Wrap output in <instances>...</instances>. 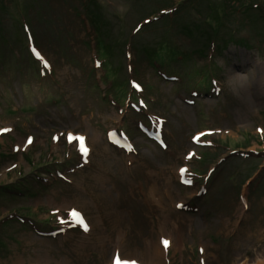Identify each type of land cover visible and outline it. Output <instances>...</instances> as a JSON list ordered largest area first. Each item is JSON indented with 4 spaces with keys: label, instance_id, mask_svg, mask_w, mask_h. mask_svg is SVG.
<instances>
[{
    "label": "rangeland",
    "instance_id": "374dc122",
    "mask_svg": "<svg viewBox=\"0 0 264 264\" xmlns=\"http://www.w3.org/2000/svg\"><path fill=\"white\" fill-rule=\"evenodd\" d=\"M86 3L0 0V190L28 189L0 197V264L264 258V0H96L106 65ZM198 19L216 50L180 34ZM157 43L190 56L152 65Z\"/></svg>",
    "mask_w": 264,
    "mask_h": 264
},
{
    "label": "trees",
    "instance_id": "16d2710c",
    "mask_svg": "<svg viewBox=\"0 0 264 264\" xmlns=\"http://www.w3.org/2000/svg\"><path fill=\"white\" fill-rule=\"evenodd\" d=\"M87 6L86 8L83 10L85 13V17L87 19L88 24L90 25V27L93 30V33L95 35V49L99 55V57L102 59L107 60L106 63H111V57H112V45L110 43H108V38L103 39L105 36H107L108 34L106 33V22H104L103 19V15L101 11H97L100 9V6L96 3V0H87ZM169 15L168 12H163L159 15H157L156 17H153V20L150 21L151 23H159L161 21H163V23L165 24L166 20ZM201 21V19H198L196 23L191 22L189 25L179 29L180 30V34L182 33L185 36H188L190 40L194 41V44H197L198 46H209V48L214 44V41L219 40V38H215L214 37L218 36L219 33L216 31L215 26L217 25V27H219L221 25V20L217 19V20H213L212 22H210L208 24L209 31H211V33L213 35H216L214 37H211V35L208 37V34L206 32H208L207 30L203 29L202 24H199ZM170 21H167V23ZM205 30V31H204ZM185 33V34H184ZM204 39V44L202 43V40ZM206 43V44H205ZM238 44H241L240 42H238ZM154 46L152 45H147L144 46L140 49V52L142 54V56H147L148 61L151 62L152 65H156L158 62H162L160 63V65H162L161 67H164L165 61L167 60H171L172 59H179L181 57H183V54L179 53L177 50H174V52L170 51L169 48L167 47L166 44L164 43H157L155 45V48L153 49ZM217 49V48H216ZM195 54H198L197 52H192ZM184 56L187 58L190 56V53H185L184 52ZM179 57V58H178ZM183 57V59L185 58ZM114 68L112 67V72L114 74ZM115 75V74H114ZM28 189L23 190L21 187L18 188H14V187H5L3 190H0V197H4L5 194L8 195V197L10 198H16V199H23L24 196L27 195L26 192Z\"/></svg>",
    "mask_w": 264,
    "mask_h": 264
},
{
    "label": "bare ground",
    "instance_id": "6f19581e",
    "mask_svg": "<svg viewBox=\"0 0 264 264\" xmlns=\"http://www.w3.org/2000/svg\"><path fill=\"white\" fill-rule=\"evenodd\" d=\"M91 154L92 152L90 153V157H91ZM93 188V187H92ZM93 191H95V188H93ZM109 193V192H108ZM111 195V194H110ZM111 197V196H110ZM112 199V197H111ZM164 253H165V248H161L160 244H158V247H156V251H154V256L158 255V254H161L162 256H164ZM131 259V258H129ZM142 264H148L149 263V260H146V261H142L140 262ZM244 264V263H243ZM254 264H264V258H258V260L254 263Z\"/></svg>",
    "mask_w": 264,
    "mask_h": 264
},
{
    "label": "snow or ice",
    "instance_id": "6c2138e0",
    "mask_svg": "<svg viewBox=\"0 0 264 264\" xmlns=\"http://www.w3.org/2000/svg\"><path fill=\"white\" fill-rule=\"evenodd\" d=\"M81 140H83V138L81 137L80 138ZM75 215H78V214H76V213H74ZM85 230H87V226L85 225Z\"/></svg>",
    "mask_w": 264,
    "mask_h": 264
}]
</instances>
